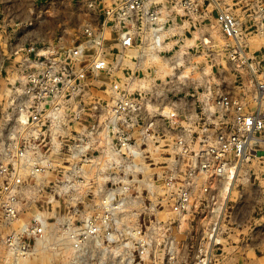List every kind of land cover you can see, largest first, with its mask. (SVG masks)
<instances>
[{
    "label": "built area",
    "instance_id": "1",
    "mask_svg": "<svg viewBox=\"0 0 264 264\" xmlns=\"http://www.w3.org/2000/svg\"><path fill=\"white\" fill-rule=\"evenodd\" d=\"M193 5V0H105L98 18L87 17L70 42L59 36L13 49L8 39L0 44V229L13 257L49 244L50 211H27L34 195L49 189L51 201L58 197L68 204L62 240L77 255L91 247L108 253L121 247L131 257L136 245L145 259L152 233L168 225L161 216L182 214L197 189L205 194L210 179L230 178L264 139V111L227 93L212 101L220 114L214 128L194 134L182 125L171 135L173 111L163 109L169 125L159 127L145 109V97L101 77L110 69L113 47L127 49L147 32L159 33ZM207 6L232 54L239 53L242 27L235 13L218 0ZM105 84L106 98L92 93L93 86L101 90ZM258 89L264 95V81ZM85 97L93 98L90 106ZM151 147L163 158L155 171L147 168ZM54 168L60 176L45 185L44 176ZM40 210L44 217L37 215ZM74 215L81 216L73 224Z\"/></svg>",
    "mask_w": 264,
    "mask_h": 264
},
{
    "label": "rangeland",
    "instance_id": "2",
    "mask_svg": "<svg viewBox=\"0 0 264 264\" xmlns=\"http://www.w3.org/2000/svg\"><path fill=\"white\" fill-rule=\"evenodd\" d=\"M193 1L197 5L177 13L156 35L147 32L127 49L113 47L108 55L110 69L101 74L107 84L109 79H116L130 93L145 97V109L155 115L159 127L169 125L161 117L163 109L173 111L176 124L169 125L173 128L171 135L182 125L194 134L202 127L214 128L220 114L212 101L223 93L238 98L249 109L264 111V95L257 98L258 84L264 81V0H218L241 22L242 36L236 44L240 49L235 54L209 12L208 0ZM104 2L0 0V44L8 39L13 49L28 41L59 36L70 42L87 17L98 18ZM91 90L103 98L110 95L106 84L101 90L96 86ZM92 101L85 97L87 106ZM156 149L149 150L152 160L146 158L149 171L158 169L163 159ZM252 152L236 166L234 176L210 179L205 194L197 189L182 214L164 213L161 217L169 220L168 225L152 233L153 246L145 259L137 254L136 245L131 247V257L121 247L111 253L91 247L88 254L77 255L66 239L62 240L61 226L69 214L68 204L58 197L51 201L47 197L49 189H44L34 195L35 201L27 211H50L47 216L54 227L47 231L49 244L38 243L35 251L16 261L21 255L13 257L7 251L0 229V264H264V139ZM57 176L58 169H50L44 184H51ZM27 215L25 212L24 217ZM80 216H72V223H78ZM142 219L143 215L141 223Z\"/></svg>",
    "mask_w": 264,
    "mask_h": 264
},
{
    "label": "bare ground",
    "instance_id": "3",
    "mask_svg": "<svg viewBox=\"0 0 264 264\" xmlns=\"http://www.w3.org/2000/svg\"><path fill=\"white\" fill-rule=\"evenodd\" d=\"M154 35H156V33H155ZM89 49H90V48H89ZM89 49H88L87 51H89ZM130 53H131V52H130ZM258 93H259V94H257V98H260V94H261L262 92H261V91H258ZM234 174H235V173H234ZM234 174H233L232 176H234ZM217 207H219V206H217ZM217 207H215V210H217ZM41 214H42L43 217L45 216V212L40 210V211L38 212L37 215H41ZM43 221H44V220H43ZM65 241H67V245H68V246H71L68 240H65ZM65 241H64V242H65ZM63 244H64V243H63ZM24 255H25V254H23V255H21V256H18V258H17L16 261H19L20 258L24 259V258L26 257V256L24 257Z\"/></svg>",
    "mask_w": 264,
    "mask_h": 264
}]
</instances>
